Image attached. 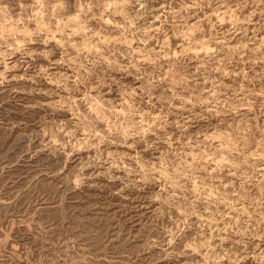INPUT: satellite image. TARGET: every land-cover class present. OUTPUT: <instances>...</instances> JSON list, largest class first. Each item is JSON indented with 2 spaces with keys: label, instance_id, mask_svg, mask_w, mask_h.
Listing matches in <instances>:
<instances>
[{
  "label": "rangeland",
  "instance_id": "obj_1",
  "mask_svg": "<svg viewBox=\"0 0 264 264\" xmlns=\"http://www.w3.org/2000/svg\"><path fill=\"white\" fill-rule=\"evenodd\" d=\"M0 264H264V0H0Z\"/></svg>",
  "mask_w": 264,
  "mask_h": 264
}]
</instances>
